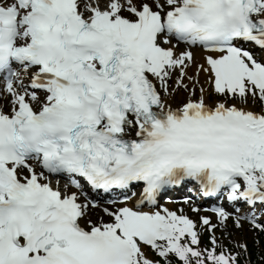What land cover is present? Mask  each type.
I'll list each match as a JSON object with an SVG mask.
<instances>
[{"label": "snow or ice", "instance_id": "1", "mask_svg": "<svg viewBox=\"0 0 264 264\" xmlns=\"http://www.w3.org/2000/svg\"><path fill=\"white\" fill-rule=\"evenodd\" d=\"M0 264H264V0H0Z\"/></svg>", "mask_w": 264, "mask_h": 264}]
</instances>
